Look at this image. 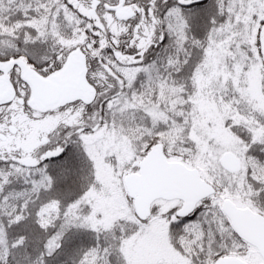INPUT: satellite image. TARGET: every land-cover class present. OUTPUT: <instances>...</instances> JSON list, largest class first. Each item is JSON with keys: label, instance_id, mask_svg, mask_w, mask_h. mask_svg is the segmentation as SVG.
<instances>
[{"label": "snow or ice", "instance_id": "snow-or-ice-1", "mask_svg": "<svg viewBox=\"0 0 264 264\" xmlns=\"http://www.w3.org/2000/svg\"><path fill=\"white\" fill-rule=\"evenodd\" d=\"M0 264H264V0H0Z\"/></svg>", "mask_w": 264, "mask_h": 264}]
</instances>
